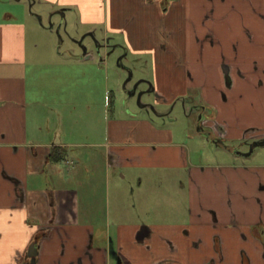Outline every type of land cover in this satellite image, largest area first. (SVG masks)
Wrapping results in <instances>:
<instances>
[{
  "label": "crops",
  "instance_id": "obj_1",
  "mask_svg": "<svg viewBox=\"0 0 264 264\" xmlns=\"http://www.w3.org/2000/svg\"><path fill=\"white\" fill-rule=\"evenodd\" d=\"M13 1L0 264H264V0Z\"/></svg>",
  "mask_w": 264,
  "mask_h": 264
},
{
  "label": "rangeland",
  "instance_id": "obj_2",
  "mask_svg": "<svg viewBox=\"0 0 264 264\" xmlns=\"http://www.w3.org/2000/svg\"><path fill=\"white\" fill-rule=\"evenodd\" d=\"M25 6L23 7L24 4H21L18 6L15 1L13 0H0V20H3L7 17V15H10L11 13H14L16 15L20 14V18L23 13H27L25 22H27L28 27V35H29V43L32 46L39 45L41 48L47 49V47L50 46H58L62 49H66L68 46H74L76 45L74 42L78 39L80 42V39L77 38V33H71V35H66V32L70 31L72 32V27H67L66 30V25L65 23L61 26L59 23H56V21H51L49 16L46 14L45 11H41L39 9L40 6L37 4L32 3L31 5L27 3V1L24 2ZM29 6L31 7L32 11L34 13L38 14V17L33 18V16H30L31 14L30 11H28ZM23 7V8H22ZM41 8V7H40ZM40 13V14H39ZM52 25L55 27L52 28ZM61 26V27H60ZM54 30V35L53 37L50 36L51 30ZM117 55L115 54L113 56V59H115ZM112 59V61H113ZM122 97V95H120ZM113 97V95H112ZM184 116H181V119ZM196 118L194 117V120ZM193 120V119H191ZM197 120V119H196Z\"/></svg>",
  "mask_w": 264,
  "mask_h": 264
},
{
  "label": "trees",
  "instance_id": "obj_3",
  "mask_svg": "<svg viewBox=\"0 0 264 264\" xmlns=\"http://www.w3.org/2000/svg\"><path fill=\"white\" fill-rule=\"evenodd\" d=\"M66 149L63 148V147H60V146H54L52 149H51V152H50V159L52 161H61V160H64L66 158Z\"/></svg>",
  "mask_w": 264,
  "mask_h": 264
},
{
  "label": "water",
  "instance_id": "obj_4",
  "mask_svg": "<svg viewBox=\"0 0 264 264\" xmlns=\"http://www.w3.org/2000/svg\"><path fill=\"white\" fill-rule=\"evenodd\" d=\"M36 252H37V249L35 247V244H33L31 246V249H30V255L32 257L31 264H35L36 263Z\"/></svg>",
  "mask_w": 264,
  "mask_h": 264
}]
</instances>
